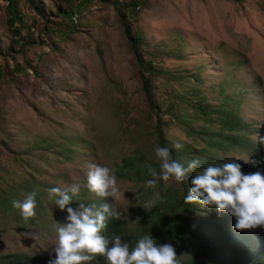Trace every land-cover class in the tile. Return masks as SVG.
I'll use <instances>...</instances> for the list:
<instances>
[{"label": "rangeland", "instance_id": "obj_1", "mask_svg": "<svg viewBox=\"0 0 264 264\" xmlns=\"http://www.w3.org/2000/svg\"><path fill=\"white\" fill-rule=\"evenodd\" d=\"M11 1L19 34L7 24L8 0H0V256L55 258V225L67 223V211L49 201L47 189L79 184L75 209L95 199L112 203L129 231L152 208L144 207L158 194L143 201L142 184L128 180L117 179L120 199L97 197L86 166L114 171L128 156L156 157L155 116L115 11L126 12L129 0H35L44 18L25 0ZM65 8L71 18H63ZM128 24L144 43L139 51L162 70L151 76L158 102L169 90L191 100L199 93L213 109L227 98L225 107L244 122L264 123V0H139ZM164 133L173 144L203 146L177 125ZM260 135L249 136L256 143ZM34 190L36 218L25 222L12 203L4 208V200L22 201Z\"/></svg>", "mask_w": 264, "mask_h": 264}, {"label": "trees", "instance_id": "obj_2", "mask_svg": "<svg viewBox=\"0 0 264 264\" xmlns=\"http://www.w3.org/2000/svg\"><path fill=\"white\" fill-rule=\"evenodd\" d=\"M25 1L36 14L44 18L38 2ZM8 3L7 24L12 29L21 19L17 2L8 0ZM138 7L139 0H129L126 3V12H122L121 5H115V11L137 64L148 110L155 116L149 134L155 140L157 147H169L173 158L179 160L185 167L188 162L196 158L201 160V167L189 172L183 183L169 181L165 191H162V180L158 181V186L154 189L146 186V181L152 178L148 172L149 167L155 168L157 173H160V162L156 157H149L148 160L146 154H140L124 158L122 164L116 166L114 170L117 179L142 184L143 201L146 195H151L153 192L157 193L158 197L154 207L148 209V212L145 211L144 215L137 216L135 227L130 231L122 221L110 218L107 228L103 231L110 240L109 246L113 235H119L122 242L129 244L131 251L140 238L151 236L157 245L172 244L179 256L180 264H264V232L260 234L261 227L238 231L234 227L236 220L233 216L218 213L214 207L185 203L184 199L190 191L195 172L202 171L208 164L222 165L241 158L235 162L241 164L244 174L257 171L264 174V154H258L261 145L253 142L249 136L264 135V123L254 128L244 122L235 108L225 107V104H229L227 98L224 100V105L213 109V106L199 93L194 100H191L186 96L174 95L169 90L164 99L158 102L155 99L151 76L154 73H161L162 70L158 68L153 58H147L139 51L138 47L144 43L140 35L132 32L128 24ZM71 15L72 8L62 10L63 18H71ZM13 29L15 33H20V29L16 27ZM54 32L63 35V31L59 29ZM15 43L22 45L21 39H16ZM97 52L101 55L99 49ZM220 88L223 90L222 85ZM187 108L190 110V116L186 114ZM193 121L199 125L194 126ZM171 125H177L187 137L199 138L203 146L197 150L191 144H183L179 149L173 147L175 144L164 133V128ZM245 135L248 137L245 138ZM248 157L249 162L245 163L243 159ZM12 201L4 200V208H10ZM74 201L75 198L73 203ZM53 259L55 258L40 255L29 257L27 254L15 253L0 256V264H49ZM93 264H107V262L103 257H99L93 261Z\"/></svg>", "mask_w": 264, "mask_h": 264}, {"label": "clouds", "instance_id": "obj_3", "mask_svg": "<svg viewBox=\"0 0 264 264\" xmlns=\"http://www.w3.org/2000/svg\"><path fill=\"white\" fill-rule=\"evenodd\" d=\"M261 145L258 151L264 154V135L256 138ZM173 147L179 149L180 144ZM155 156L160 162V173L149 167L151 179L146 181L148 188H156L158 181H175L183 183L189 172L201 167L199 158L192 159L185 167L179 160L174 159L169 147L155 148ZM236 158L222 165L208 164L202 171L195 172L191 187L185 196V203H196L204 207H214L218 213H227L236 220V230L260 228L264 232V174L257 171L244 174L242 166L236 163ZM249 162V157L243 159ZM87 188L100 198L120 199V192L114 171L107 166L89 163L87 166ZM48 199L61 211H67V223L56 222L57 245L55 259L49 264H93V261L103 257L107 264H180L179 256L172 244L157 245L154 238H140L130 251L129 244L122 242L119 235H113L111 246L109 238L103 231L107 228L110 218L119 220L121 211L114 204L94 200L95 204L86 206L83 203L69 205L74 197L80 195V185L72 184L66 187H51L47 189ZM37 191L27 193L21 200H13L12 207L19 210L27 222L36 218ZM102 204H98V203ZM155 202L149 201L147 207H154ZM263 228V229H262ZM33 238L36 235L33 234Z\"/></svg>", "mask_w": 264, "mask_h": 264}, {"label": "bare ground", "instance_id": "obj_4", "mask_svg": "<svg viewBox=\"0 0 264 264\" xmlns=\"http://www.w3.org/2000/svg\"><path fill=\"white\" fill-rule=\"evenodd\" d=\"M253 249V248H252Z\"/></svg>", "mask_w": 264, "mask_h": 264}]
</instances>
